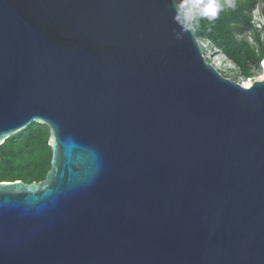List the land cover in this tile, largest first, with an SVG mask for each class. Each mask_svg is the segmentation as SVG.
I'll use <instances>...</instances> for the list:
<instances>
[{"label":"water","instance_id":"water-1","mask_svg":"<svg viewBox=\"0 0 264 264\" xmlns=\"http://www.w3.org/2000/svg\"><path fill=\"white\" fill-rule=\"evenodd\" d=\"M206 56L173 0H0V145L51 150L0 264H264V78Z\"/></svg>","mask_w":264,"mask_h":264},{"label":"trees","instance_id":"trees-1","mask_svg":"<svg viewBox=\"0 0 264 264\" xmlns=\"http://www.w3.org/2000/svg\"><path fill=\"white\" fill-rule=\"evenodd\" d=\"M219 2L225 5L223 10L215 20L201 19L194 25L196 35L204 52L224 55L240 76L251 81L259 74V62L264 58V0H233L234 7H227L226 0ZM256 8L263 18L260 27L253 19ZM206 59L210 61V56ZM260 66L264 71V61ZM50 160L48 130L33 122L0 145V181H40Z\"/></svg>","mask_w":264,"mask_h":264},{"label":"clouds","instance_id":"clouds-1","mask_svg":"<svg viewBox=\"0 0 264 264\" xmlns=\"http://www.w3.org/2000/svg\"><path fill=\"white\" fill-rule=\"evenodd\" d=\"M224 6L225 5H222L219 0H173L175 19L178 22L183 20L185 25H196L201 19H208L210 21L215 20ZM226 6L234 7L233 0H226ZM256 11H258L259 18L261 19L257 20L254 18L256 17ZM253 19L257 21V27L258 24L262 23L263 18L257 8L253 11ZM219 55L224 57L226 61H229L224 55ZM263 60L264 58L259 62L260 71V65Z\"/></svg>","mask_w":264,"mask_h":264},{"label":"rangeland","instance_id":"rangeland-1","mask_svg":"<svg viewBox=\"0 0 264 264\" xmlns=\"http://www.w3.org/2000/svg\"><path fill=\"white\" fill-rule=\"evenodd\" d=\"M257 4H260V3H257ZM256 13V17H254L255 19H261V18H259V13H258V11H256L255 12ZM258 27H259V25H258ZM207 55H209L210 56V59H213V62L214 63H216V65H219L218 67L222 70H224L225 72H226V74L227 75H233V76H235V77H237V78H239L240 80H242V81H248V79L247 78H244L243 76H240L239 74H238V71H237V68H236V66L233 64V63H231V62H229V61H226L225 60V58L224 57H222V56H220L219 54L217 55L216 53H213V52H211V51H209V52H207ZM218 56V57H217ZM218 59V60H217ZM217 60V61H216ZM219 62H220V64H219ZM261 67V66H260ZM231 69H233L232 70V72H228L229 70H231ZM257 71L259 72V74H257L254 78L255 79H257V78H261V77H263L264 76V71H263V68L261 67V71L260 70H258L257 69Z\"/></svg>","mask_w":264,"mask_h":264},{"label":"bare ground","instance_id":"bare-ground-1","mask_svg":"<svg viewBox=\"0 0 264 264\" xmlns=\"http://www.w3.org/2000/svg\"><path fill=\"white\" fill-rule=\"evenodd\" d=\"M217 57H218V56H217ZM217 60H218V59H217ZM217 60H216V61H217ZM219 64H220V62H219ZM218 66H219V65H218ZM262 78H264V76L261 77V78H257V79H262ZM254 80H255V79H253V80H251V81L248 80L247 83H252V81H254Z\"/></svg>","mask_w":264,"mask_h":264},{"label":"built area","instance_id":"built-area-1","mask_svg":"<svg viewBox=\"0 0 264 264\" xmlns=\"http://www.w3.org/2000/svg\"><path fill=\"white\" fill-rule=\"evenodd\" d=\"M258 25H259V27L261 26V24H258ZM263 61H264V60H263ZM263 61H262V63H263ZM247 79L249 80V79H251V78H247Z\"/></svg>","mask_w":264,"mask_h":264}]
</instances>
